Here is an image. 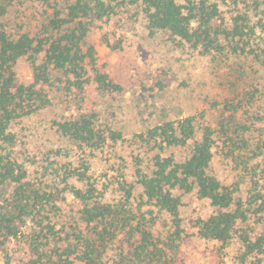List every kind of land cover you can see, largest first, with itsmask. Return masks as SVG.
<instances>
[{"label": "trees", "instance_id": "trees-1", "mask_svg": "<svg viewBox=\"0 0 264 264\" xmlns=\"http://www.w3.org/2000/svg\"><path fill=\"white\" fill-rule=\"evenodd\" d=\"M28 2L39 10L23 30L10 15ZM129 7L149 32L209 58L232 95L217 103L219 119L200 111L125 135L94 112L71 113L53 121L65 152L31 154L10 126L45 108L52 91L73 100L89 87L120 91L86 37ZM21 59L30 83L15 69ZM104 152L116 161L97 171ZM31 165L40 166L38 183L27 179ZM189 193L214 211L183 217ZM66 195L79 205L73 215L57 204ZM198 240L213 244L214 264H226L222 251L233 243L232 264H264V0H0L4 263L189 264Z\"/></svg>", "mask_w": 264, "mask_h": 264}, {"label": "rangeland", "instance_id": "rangeland-1", "mask_svg": "<svg viewBox=\"0 0 264 264\" xmlns=\"http://www.w3.org/2000/svg\"><path fill=\"white\" fill-rule=\"evenodd\" d=\"M31 5L24 3L19 10H13L10 23H21L23 30H31L39 10H34ZM134 12L129 7L107 20L96 22L86 37V41L95 46L98 60L105 63L107 72L118 83L120 91L101 93L89 87L76 100L62 92L52 91L45 108L10 126L31 154L40 157L39 151L56 147H61L65 152L68 144L55 131L53 121L71 113L94 112L102 126L110 125L125 135L166 119L200 111L212 122L219 119L222 106L217 103L232 95L226 92V85L221 82V75H216L209 58L179 44L164 31L149 32ZM104 36L118 43L119 48L110 50ZM15 69L22 82H31V69L25 59H21ZM215 103L217 106L214 107ZM115 161L109 152L98 154L94 161L95 168L100 171L101 167ZM27 177L38 183L40 166L31 165ZM61 199L57 204L63 213L73 215L79 206L77 201L69 195ZM182 201L180 212L183 217L191 213L206 216L214 211L207 200L199 199L193 193L184 195ZM197 247L198 251L189 264L215 263L216 258L210 251L215 248L212 243L198 240ZM237 247L238 244L233 243L222 251L226 264H232ZM8 248L11 254L19 256L12 243ZM0 264H5L2 252Z\"/></svg>", "mask_w": 264, "mask_h": 264}]
</instances>
